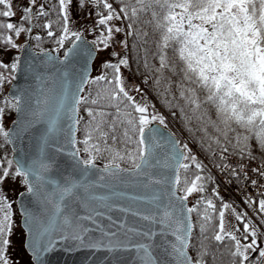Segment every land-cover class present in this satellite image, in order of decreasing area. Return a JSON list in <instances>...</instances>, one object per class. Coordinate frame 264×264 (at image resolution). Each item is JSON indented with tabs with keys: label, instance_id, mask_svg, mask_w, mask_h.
Segmentation results:
<instances>
[{
	"label": "snow or ice",
	"instance_id": "1",
	"mask_svg": "<svg viewBox=\"0 0 264 264\" xmlns=\"http://www.w3.org/2000/svg\"><path fill=\"white\" fill-rule=\"evenodd\" d=\"M91 2L96 7L102 5L107 10V14L98 12V19L94 22L97 27L102 26L103 30L100 32L99 38L93 41V44L103 45L104 49L110 47L109 41L112 40L114 33L124 31L121 27L115 26L113 21H129L127 28L130 31L126 32V36L140 35L134 28V24L140 20L141 14L151 13V20L147 22L154 23L155 28L161 33L157 44L160 67L154 69L159 75L154 84L159 88L163 82L164 90L160 94L166 97L171 92L173 81L171 77L165 75V71L180 76V80L177 82L180 98L191 106L192 111V116L185 115V119L189 124L192 119H196L201 124L200 130L219 147L222 161L226 159L225 153L238 155L241 159L246 157L249 160H255L257 157L254 154L253 142H255L256 149L264 153V0H118V3L122 5L119 10L109 0H91ZM72 4L73 0H58V15L62 23V34L55 40L59 46L56 51L63 48L66 42H71V47L66 50L64 56L65 61L84 42L83 34L72 31L69 27ZM83 4L84 0H77V7H81ZM0 6H3L0 10V17L11 18L16 15L12 0H0ZM37 7L38 11L34 12V8ZM48 15L49 12L45 10L43 3L38 4V0H29V6L23 9L22 20L33 22L38 17H47ZM43 27L48 29L49 37L56 36V33L51 30V22L45 23ZM0 29L12 31L15 36L32 31L31 27L12 22L0 24ZM143 35L146 36L147 33H143ZM36 39L40 40L41 37L36 36ZM5 42L11 44L13 48L17 47L11 35L6 37ZM127 43L125 39L123 41L125 47H127ZM170 48L180 62L179 69L177 64L169 60L168 49ZM113 55L118 56L119 54L114 52ZM48 59L51 61L57 57L49 56ZM128 64L127 57L120 58L118 63H106L104 67L112 70V78L109 79L108 75L104 74L91 82L104 81L110 87L97 91L96 97L91 100L84 96H78L76 99L75 106L71 109L74 123L69 126L72 131L68 134V142L74 145L78 143L74 132L78 130L77 126L82 119L75 115L78 106L81 103H90L99 107L98 109L91 107L86 109L90 119L84 129L85 138L82 141L84 148L76 149L71 155L77 158V164L83 166L86 176L88 169L96 167L97 159L107 153L109 163L105 165L104 171L109 175H117L124 171L118 161L126 158L125 154L116 147L119 139L117 129L123 128V142H133L137 145L134 152L127 153V159L131 161L135 174L149 176L151 184L170 183L172 186L171 192L168 193L170 197L176 196L177 191H183L184 195L177 197L180 202L186 201L194 192H204L205 177L199 173L205 166L191 154V149L187 144H184L182 148L178 147L180 142L174 139L168 141L171 145L172 156L166 155L163 162L157 160V163H162L163 167L175 169L174 178L171 181L166 176L157 179L145 171V169L156 167V164L152 163L156 157V149L163 147L156 138L159 130L153 129L151 125L158 122L166 127V124L164 116L155 111L154 105L137 102L126 88L124 78L120 73L121 66L126 67ZM0 67L9 66L0 63ZM10 67L12 70H16L19 64L15 62ZM145 67H148L147 60ZM7 79L8 77L0 74V85ZM84 82H86L85 78L82 77V82L78 86L80 91H83ZM135 91L140 92L141 89L137 87ZM200 91L204 92L203 100L199 95ZM173 98L175 99V97ZM102 101L107 103H102ZM165 103L171 106V102L167 99H165ZM9 105L18 113L22 111L20 97L13 96L11 100H5V106ZM204 105L215 110L216 119H212L209 108ZM63 107L64 105L61 104L60 109L57 110V118L48 122L47 131L40 137L38 158L31 162L24 159L7 160L6 164L4 161H0V213H2L0 216V264H12L7 256L13 227L11 203L7 202V198L2 193L3 183L7 178L19 177L22 178V183L27 186L28 193L36 197L40 195V189L45 183L44 174L51 167L44 159L45 149L48 146L50 135L57 130L59 112ZM107 107L116 109L113 119L108 118L113 114L105 110ZM128 108H131L132 111H127ZM150 108L153 109L151 112ZM180 110L182 113L184 112V108ZM133 112L138 115L134 116ZM4 114V107H0V137H3L6 143H12L15 133L4 127ZM33 115L40 118L43 113L39 112ZM209 127L213 128L217 135L209 136ZM189 130L191 131V129ZM146 132L151 134V147L146 143L149 139ZM203 143L202 140V146ZM212 143L208 144L209 150L212 148ZM229 146H231V152ZM80 151L88 154L86 159L78 158ZM212 155L214 156L215 152H212ZM169 160L174 163L170 164ZM185 161H191V163ZM193 165L197 170L193 173L194 178L190 179L185 175L182 179L180 170L187 173ZM219 166L224 169L231 168V165L227 163ZM243 167L240 165L241 171H243ZM253 171L264 177V162ZM232 174L239 175L235 169H232ZM251 183L255 186L257 181L252 180ZM181 184H183L182 188ZM81 187L87 191V186L81 181L72 179L65 186H57L60 202L54 204L55 212L47 226L29 209H24L25 223L31 235L29 247L37 257L41 252L49 250L52 245L51 233L57 228L56 217L63 212L64 200L73 196L76 189ZM216 195L218 196L219 193L217 192ZM153 199L159 200V196H155ZM205 203L206 207L202 214L204 222L200 225L201 235L207 231L208 222L212 219L210 210L216 211V205L211 199H206ZM248 203L253 204L256 201L249 200ZM230 207V204H223L224 209ZM186 211L190 214L198 212V208H187ZM258 212L264 214V198L258 201ZM224 216V211H220L218 231L215 232L212 239L220 243H223L226 237L230 239L232 242L231 255L238 257L240 264H246L249 261L250 251L257 252L258 250L259 258H264V247L259 246L257 239L264 233H258L256 225L248 220L243 224L242 238L238 237L233 232L225 230ZM236 218L243 221L246 214L237 213ZM62 219L65 226L74 227L72 217L65 215ZM144 219L151 220L155 217L146 216ZM187 219V217L180 219L167 208L162 214L160 222L171 230L177 241L171 245L170 254L175 258L176 264H207L205 257L208 252L203 244L198 251L197 258L194 259L188 254L194 225L188 223ZM33 225H39V227L34 229ZM249 237H251L250 242H242L249 241ZM76 238L81 239L78 234ZM204 238L207 239L206 236ZM137 247L143 251V264H156L149 246L138 245Z\"/></svg>",
	"mask_w": 264,
	"mask_h": 264
},
{
	"label": "water",
	"instance_id": "2",
	"mask_svg": "<svg viewBox=\"0 0 264 264\" xmlns=\"http://www.w3.org/2000/svg\"><path fill=\"white\" fill-rule=\"evenodd\" d=\"M83 41L65 61L59 57V52H36L28 40L22 46L19 67L8 91L9 96L20 97L22 109L16 112V120L9 128L15 133L10 143L13 161L31 162L38 158L40 137L47 131L48 122L57 118L60 105H64L59 112L57 130L50 135L45 149L44 159L51 167L44 174L45 183L40 195L33 196L24 189L17 197L21 222L26 230L25 246L34 264H143V251L138 245L149 246L156 264H176L170 254L171 245L177 243L176 238L160 220L167 208L180 219L187 217V222L192 224L191 214L186 211L188 201L180 202L178 191L176 196L170 197V183L151 184L149 176L135 174L133 168L109 175L104 171L105 167L96 165L88 169L85 176L83 166L71 155L77 149L76 144L68 142V134L72 131L69 126L74 123L71 109L81 95L78 86L82 77L87 81L97 53L93 42L84 34ZM49 56L57 59L50 61ZM39 112L43 113L42 117L33 115ZM75 115L78 117V111ZM151 127L159 130L156 138L163 147L156 149L152 161L156 167L145 171L157 179L166 176L171 181L175 169L165 168L157 160L163 162L166 155L172 156L168 141H178V137L158 122ZM74 136L76 139V131ZM146 136L149 137L146 143L151 147V134L146 132ZM78 158L82 159L80 155ZM169 163L174 161L169 160ZM70 179L81 181L87 191L84 187L78 188L73 196L64 200L63 212L56 217L57 228L51 233L52 245L37 257L29 247L31 235L25 223L24 209H29L47 226L55 212L54 204L60 202L57 186H65ZM155 196H159V200H154ZM65 215L73 218L74 227L63 224ZM146 216L155 219L146 220ZM33 227L36 229L39 225ZM77 234L81 239L76 238ZM188 254L191 256L189 250Z\"/></svg>",
	"mask_w": 264,
	"mask_h": 264
},
{
	"label": "trees",
	"instance_id": "3",
	"mask_svg": "<svg viewBox=\"0 0 264 264\" xmlns=\"http://www.w3.org/2000/svg\"><path fill=\"white\" fill-rule=\"evenodd\" d=\"M89 4L93 5L96 13L93 16L91 20H88V23L90 22H95L98 19L97 13L98 12H104L107 14V10L103 8L101 5L100 7H96L91 0H87ZM109 2L113 3V6L119 10L122 5L118 3V0H109ZM40 3L44 4L45 10L49 12V15L47 17H38L34 21V33L32 36L33 40V45L36 49L38 50H43V49H56L59 46L56 44L55 40L62 34L61 33V28H62V23L59 18V8H58V0H42ZM3 6H0V10H2ZM159 10V9H157ZM38 11V7L36 9ZM23 15V14H22ZM151 20V13H144L141 14L140 20L134 24V28L140 35H128V45L125 47L123 50L119 51H114L110 50L108 52V58L105 62L106 63H118L120 58L127 57L129 64L128 66H121L125 67L133 76L134 78H137L139 82L145 87L146 92L144 91V94L146 95V98L140 97L136 98V101L139 103H145L147 102L150 105L155 104L156 107L161 110L162 116L165 118V124L169 126L179 137L180 143L183 146L184 144H187L189 149H191V154L196 156L197 160L202 162L203 165L205 166L203 171H201L199 174L205 177V180L203 181L205 191L204 192H194L192 195L193 196V201L191 204V208H198V212H192V218H193V225L194 228L192 230V236H191V247L190 252L193 256V258H197L198 256V251L201 248V245L206 247L208 255L205 257L207 264H240V260L238 257H233L231 255L230 249H232V242L230 239L227 237L223 241V243L216 242L212 237L214 236L215 232L218 231V224H219V212L224 211L225 209L223 208V204L227 203L226 199L221 200L217 199L214 196H212L210 190L211 187L215 184L216 179L212 171L209 169L207 164L204 162V160L201 158L199 154L196 153V151L193 149L192 146L188 144V141L186 140L185 136L194 144L196 149L200 152L201 155L205 156L208 158L210 163L213 165L217 163V154L220 152L219 147L212 143L210 139H208L205 136V133L200 130L201 124L196 120L192 119L191 123L189 124L186 119L185 115L187 116H192V111H191V106L187 105L183 99L180 98V91L177 86V82L180 80V76L178 75H172L171 72L165 71V75L171 77V80L173 81L172 84V89L171 92L167 94L165 97L164 95H161L160 93L163 92L164 86L163 82L160 85L159 88H157L154 84L155 79L159 75L158 73L155 72V68H159V59L157 56V44L158 41L160 40V31L155 28L154 23H148L147 21ZM121 28L124 29V33L130 31L127 28V24L129 21L127 20H121ZM12 22L17 25H20L21 23L25 27H30L31 22L28 21H23L22 16L15 15L14 17L8 18V17H0V24L2 23H8ZM51 22L52 23V31L56 33L55 37H49L47 35L48 29H45L43 25L45 23ZM87 23V21H86ZM103 30V27H96V32L94 35V41L97 40L100 36V32ZM83 31V29H81ZM143 33H147L146 36L143 35ZM27 34V33H22ZM11 35L13 38V42L15 43L16 39H18L19 36H15L14 32L8 31L6 29H0V50L6 49V48H11V44H7L5 42L6 37ZM36 36H40L41 39L37 40ZM127 37V36H126ZM110 47L114 45L113 41H109ZM71 44V42H66L63 48H59L61 52L63 53L65 49ZM103 46V45H99ZM118 53V56L113 55V53ZM168 57L169 60L172 63H175L178 65V69L180 66V62L174 53V51L170 48L168 49ZM147 60L148 67H145V61ZM0 63L3 65H8L9 67H0V74H3L4 76L8 77L6 81L3 82V84L9 82L13 78V71L11 69V65L7 64L1 57H0ZM104 74H107L109 79L112 78V70L105 68L103 69ZM103 74V75H104ZM101 76V75H95L93 76L87 87L85 88L83 95L84 97H88L89 100L93 99L96 97L97 91L102 90L103 88L110 87L109 85L106 84L104 81H100L99 83H92L91 81L95 80L96 77ZM145 80H147V83H145ZM148 92V93H147ZM91 94V95H89ZM201 100H203L204 97V92L200 91L199 93ZM134 96V95H133ZM135 97V96H134ZM175 97V99L173 98ZM165 99L171 102V106L169 104L165 103ZM102 103H107L106 101H102ZM179 105V106H177ZM94 108L98 109V105H92L90 103L84 104L81 103L79 105V112H80V123L78 125V130H77V147L78 149H83L84 144L82 141L85 138V125L87 121L90 119L86 109L87 108ZM155 107V108H156ZM204 107L209 108L212 119H216L215 115V110L211 109L210 106L204 105ZM121 108H123V105H121ZM181 108H184V112H181ZM107 112L112 113L113 115L108 117L109 119H113L115 117V112L116 109L114 107H107L105 109ZM127 111H132L131 108L126 109ZM149 111H152V108L149 109ZM133 115L136 116L138 115L137 113L133 112ZM191 129V131L189 130ZM123 128H118L117 129V136L119 137L116 147L121 150L123 154H125L126 158L122 161H118V163L123 166V167H133L131 161L127 159V153L129 152H134L135 148L137 145L133 142H128L124 143L123 140ZM208 135L213 136L217 135L215 133L214 129L209 127L208 128ZM204 141L203 146L201 144V141ZM111 143V141H110ZM212 143V148L211 150L208 149V144ZM0 161H4L5 164L7 160L9 159V152H10V147L9 144L6 143L3 139V137H0ZM230 152L232 151L231 146H229ZM253 150L254 154L257 157L255 160L259 162H264L262 160V157H264V153H261L259 150L256 149L255 147V142H253ZM212 152H215V155H212ZM81 156L83 159H86L88 154L86 152L80 151ZM238 156V155H237ZM240 157V156H239ZM246 158V157H245ZM248 159V158H247ZM186 163H191V161H185ZM96 163L101 164V165H106L109 163V156L107 153H105L101 158L97 159ZM197 170L195 169L194 165L187 173L184 172V170H180V175L181 178L185 175H187L190 179L194 178L193 173L196 172ZM210 177V179H209ZM18 178L12 179L7 178L5 179L3 186H2V193L3 195L7 198V202L11 203V220L13 222L14 217L16 215L19 216V211L17 208L16 204V198H17V191L11 190V184H15ZM183 187V184H181V188ZM181 194L184 195L183 191H179ZM264 198L258 197L259 199ZM206 199H211L213 203L216 205V211L212 212L210 210V215L212 219L208 222V229L204 233V235H201L200 232V225L204 222L202 219V214L204 211V208L206 207L205 200ZM200 202L199 204L197 202ZM237 207V209L243 213V210L240 206L234 205ZM0 216H2V213H0ZM245 219L238 220V228L239 231L236 230L234 234H236L238 237L242 238L243 235V224H244ZM207 237L205 239L204 237ZM261 242L263 241V237H261ZM251 240V237H249V242ZM243 242V241H242ZM247 243V242H244ZM9 249V248H8ZM234 250V249H233ZM250 255V254H249ZM7 256H8V250H7ZM250 259L246 264H257V261H259V264H264V258H259L258 255V250L257 252H253L250 256Z\"/></svg>",
	"mask_w": 264,
	"mask_h": 264
},
{
	"label": "rangeland",
	"instance_id": "4",
	"mask_svg": "<svg viewBox=\"0 0 264 264\" xmlns=\"http://www.w3.org/2000/svg\"><path fill=\"white\" fill-rule=\"evenodd\" d=\"M13 10L16 12V15H22L23 9L27 6H29V0H12ZM96 10L93 5L89 4L87 0H84V4L81 7H77V0H73V4L70 6V23L69 27L72 31H80L81 29H84L90 36L95 35L96 32V24L93 22L85 23L87 20H91L93 16L95 15ZM121 20H115L112 23L115 26L121 27ZM25 35H20L18 39H16L15 44L17 47L13 48H6L0 50V57L9 65H12L16 62L17 55L20 51V45L26 40ZM126 39V34L124 32L120 33H114L112 41L114 45L112 47H108L107 49H104L103 46L98 45V55L94 63V73H102L104 69V62L107 60V58H110L107 56L108 52L110 50L118 51L122 50L125 46L123 44V41ZM127 40V39H126ZM122 77L124 78L125 86L129 90L131 95H134L135 98H146V95L144 94V91H142L141 86L139 82L134 78V76L127 71L125 67L121 68ZM11 84V81L0 85V107H4L5 114L3 117V123L4 127L6 129L9 128L12 120L15 119V109L12 108L10 105L5 106V100H11V98L8 97L7 91L9 89V86ZM140 88V92H136V88ZM155 107L156 105L153 104ZM153 110V109H152ZM155 111L157 113L161 114V110H159L157 107L155 108ZM188 144L190 146H194L192 143L188 141ZM196 150V149H195ZM17 181L15 184H11V190L13 191H21L24 187V184L22 183V178L17 177ZM26 186V185H25ZM231 205V204H230ZM225 216H224V222H225V230L229 232L235 233L238 228V219L236 218L237 213L242 214L236 209V206L231 205L230 208L225 209ZM21 215L19 213V216L16 215L14 217L12 222V235L10 237L11 244L8 247V257L12 264H33V261L31 259V255L27 252L25 249V237L26 233L23 227L21 226ZM261 222V221H260ZM246 223V222H245ZM256 224V223H255ZM258 233H260L258 231ZM261 237H263V241L261 242ZM258 244L260 247H264V235L258 236ZM243 242H249V241H243ZM253 252H249L251 255ZM192 255V254H191ZM249 255V256H250ZM193 257V256H192Z\"/></svg>",
	"mask_w": 264,
	"mask_h": 264
}]
</instances>
